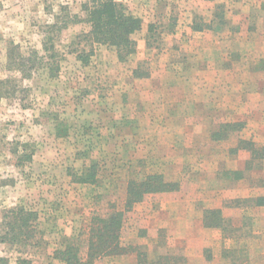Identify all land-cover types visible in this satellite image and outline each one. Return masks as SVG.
<instances>
[{
    "label": "rangeland",
    "instance_id": "obj_1",
    "mask_svg": "<svg viewBox=\"0 0 264 264\" xmlns=\"http://www.w3.org/2000/svg\"><path fill=\"white\" fill-rule=\"evenodd\" d=\"M82 1L0 0V77L15 86L0 97V215L16 204L35 210L44 238L41 247L0 254L61 264L53 252L82 235L93 210L122 206L130 177L161 172L179 181L178 191L136 203L121 236L134 251L95 264H138L137 252L157 264L160 255L182 256L177 264H264L251 219L258 210L248 206L244 218L236 207L264 202L255 196L264 192V162L245 169L249 153L228 151L239 139L264 146V0H117L141 20L136 52L121 62L112 46L93 44L83 63L74 37L89 25L72 23L53 33L51 76L40 60L49 54L47 8L67 4L83 15ZM11 45L37 52L29 76L6 69ZM220 122L243 127L214 141ZM19 143L30 162L12 153ZM211 208L224 212V228L203 225Z\"/></svg>",
    "mask_w": 264,
    "mask_h": 264
},
{
    "label": "trees",
    "instance_id": "obj_2",
    "mask_svg": "<svg viewBox=\"0 0 264 264\" xmlns=\"http://www.w3.org/2000/svg\"><path fill=\"white\" fill-rule=\"evenodd\" d=\"M58 7L57 12H53L51 7L47 8V11L52 13L53 22L46 24L42 42L43 50L49 54L46 56L48 60H43V58L40 60L44 62L49 75L54 76L58 70L57 64L50 62L55 57L53 33L60 32L72 23L86 22L89 25L88 30L78 32L74 37L78 45H83L77 54L78 59L83 63L88 62L89 52H86V49L89 46L92 48L93 44L112 46L117 59L121 62L127 61L129 56L136 52L137 44L134 34L141 29L142 23L140 18L131 14L122 2L117 0H83L80 2V11L83 15L78 12H71L67 4H58ZM220 26L221 24L218 23L213 27ZM196 29L201 30L200 27ZM16 49L17 45L8 47L5 67L11 72L27 77L31 69L38 63L36 62L38 54L34 49L32 53L25 56L15 52ZM13 80V77H0V97L15 94V86L12 85ZM242 127V122H220L210 131V138L214 141L226 140L233 133L240 131ZM25 145L26 143H19V146H16L12 151L18 163L31 161L32 152L28 151L27 153ZM240 150L249 153V157L245 160V169H251L254 161L264 159V146H258L251 140L239 139L235 146L230 147L228 151L237 153ZM91 173L94 174V172ZM78 179L87 182L93 180V176L82 174L79 175ZM179 184V181H166L161 172L130 177L127 181L122 206L114 201H107V207L103 210H93L87 229L82 231L83 236L79 235L75 242L71 241L56 249L53 252V259L61 264H95L97 259L134 251L132 246L122 244L121 236L125 214L131 211L136 203L141 202L146 195L178 191ZM225 219L221 209L211 208L204 210L202 223L206 227L224 228ZM43 239L38 213L35 210L22 204H16L2 210L0 215V247L15 249L22 253V250L26 252L29 248L41 247ZM137 255L138 264H157L156 260L153 259L147 262L146 254L137 252ZM158 260L160 264H177L178 262L181 263L184 258L177 255H160ZM0 264L33 263L30 258L22 254L12 259L6 254H0Z\"/></svg>",
    "mask_w": 264,
    "mask_h": 264
},
{
    "label": "crops",
    "instance_id": "obj_3",
    "mask_svg": "<svg viewBox=\"0 0 264 264\" xmlns=\"http://www.w3.org/2000/svg\"><path fill=\"white\" fill-rule=\"evenodd\" d=\"M260 161L264 162V159H262ZM260 169H262V168H260ZM260 193H261V195H259ZM244 196H246V195H244ZM255 196H262V197H264V192H257ZM233 197H239V191H238V194H236ZM248 206L256 207V209L258 210V213H257L256 218H251L253 220L256 219L255 224H257V226L254 228L253 233H255V238H257V239L258 238L263 239L264 238V228H263L264 227V202L258 203V202L255 201V203H253L252 205H247V206L237 205L236 207H239V210H240L239 217H244V218L246 217L245 214H247V213L244 212V210L246 208H248ZM224 216H225V214H224ZM225 218H227V217L225 216ZM261 249L264 252V247L261 248ZM246 251H245V253H246ZM259 253H262V251L260 250Z\"/></svg>",
    "mask_w": 264,
    "mask_h": 264
}]
</instances>
